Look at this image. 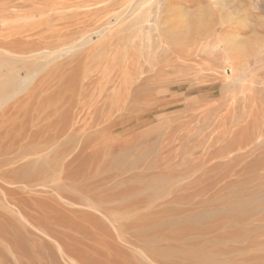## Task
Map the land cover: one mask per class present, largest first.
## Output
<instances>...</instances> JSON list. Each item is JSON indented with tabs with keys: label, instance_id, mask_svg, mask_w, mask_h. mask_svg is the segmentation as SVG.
Instances as JSON below:
<instances>
[{
	"label": "rangeland",
	"instance_id": "374dc122",
	"mask_svg": "<svg viewBox=\"0 0 264 264\" xmlns=\"http://www.w3.org/2000/svg\"><path fill=\"white\" fill-rule=\"evenodd\" d=\"M139 1L0 0L2 81L5 61L15 58L8 46L23 37L25 30L34 33L43 24L46 28L53 26L52 30L60 34L39 47L46 62L56 60L66 48H82L84 39L95 32L109 31L98 44L83 49L81 59L72 54L63 57L69 61V76L76 69L86 72V77L89 71L91 77L95 76L88 91L72 95L71 88L66 92L70 100L76 97L80 103L73 111L82 109L77 118L86 117L85 123L80 119L82 123L78 122L74 129L82 130H75L66 142L62 138L54 142L56 127L49 128L51 133L47 131L44 137L49 143L44 139L38 143L40 148H53L36 163H46L43 171L40 166L27 168V161L38 157L33 152L17 161L20 163L15 170L25 182L23 185L28 187L32 182L24 193L41 191L42 194L34 193L38 196L34 203L45 205L46 200L39 196H44L46 190L50 193L44 199L49 197L58 203L57 196L63 191L64 198L70 196L83 204L68 209L87 211L101 220L102 228L93 231L83 223L76 225L71 217L72 221L57 219L55 211L47 206L48 212H53V216L48 213L52 221L57 223L55 232L67 239L56 237L61 242L71 238L75 241L69 242L74 244L69 245L73 247L70 253L88 250L75 255V259L80 258L78 264H114L105 259L116 254L117 249L122 264H264V0H144L138 4ZM136 5L141 23L130 30L117 29L116 19H124ZM131 17L134 15L129 13L126 20ZM6 20L12 21L11 26ZM131 62L135 70L125 79L126 66ZM60 63L55 61L44 73L33 76L30 86L34 87ZM139 65L145 73L141 74ZM140 79H147L146 84L131 91L128 82L139 83ZM123 80L128 85L121 84ZM118 85V91L108 98L112 103L105 104L110 91ZM100 100L104 103L99 104ZM94 103L98 104L96 109ZM13 104H6L0 94L3 150L10 147L1 143L7 116L13 123H21L27 112L21 115L20 110H13ZM84 110L87 112L82 113ZM109 112L118 117L111 125L114 136L102 139V150L95 156L83 152V157L76 159L86 134L96 135L105 129L102 121ZM66 143L71 144L72 152L59 156ZM40 148H34V152L40 154ZM6 154H1L0 164L10 168L14 153ZM86 190L95 193L94 198H82ZM92 198L98 210L109 214L117 230L94 210ZM41 204H35L40 207L39 220L46 216L40 211ZM118 232L121 236H117ZM50 244L52 251L58 252H53V257L59 258L60 264H73L59 256L57 244ZM36 255V264L57 262L53 257L51 262L42 260V253Z\"/></svg>",
	"mask_w": 264,
	"mask_h": 264
},
{
	"label": "bare ground",
	"instance_id": "6f19581e",
	"mask_svg": "<svg viewBox=\"0 0 264 264\" xmlns=\"http://www.w3.org/2000/svg\"><path fill=\"white\" fill-rule=\"evenodd\" d=\"M143 1L144 0H140L138 4L145 3ZM79 7H82V5L81 6L79 5ZM137 7L138 6L136 5L133 9H130L131 11L129 10L130 12H128V15H129V13L130 14L132 13L134 15L133 18L131 17L132 19H130V21L126 20V19H128V15L125 16L124 19H122L120 17H118L116 19L117 29H123L124 27H127L128 30H130L133 28L134 25H139L141 23L140 18H139V14L136 13L138 11ZM83 8H84V6H83ZM76 9H78V7ZM80 14H79V18L81 17V15L83 13L81 15ZM84 14H86V12ZM87 14H88V12H87ZM93 14H95V13H93ZM135 14H137V15H135ZM83 16H85V15H83ZM86 18L89 19L88 15L86 16ZM80 19H83V17ZM88 21H86V23H88ZM5 23L7 25L11 26L12 21L6 20ZM0 24H1V21H0ZM83 24H85V22ZM41 25L40 26L36 25L38 28H36V27L35 28L38 31H36L34 33L29 34V32H31V30L23 31L21 34H22V36L23 35L24 36L20 37L19 39H15L13 41V43L8 46L9 51L11 50L12 52H14L13 56H15V58L11 59L9 57L10 60L5 61L7 63V65H5L6 71L3 73V81H2V79L0 80V81H2L0 83V94L2 95L3 100L6 102V104L10 103V102H12V103L14 102L13 107L12 106L11 107L15 111L20 110L21 115L23 114L22 113L23 111H27L28 113L35 111V114H33V115L32 114L29 115L26 112L25 116L23 117V120L21 119L22 120L21 123H13L12 121H14V120L10 119L8 116H7L6 120H5V118H3L5 120L4 121L5 122V124H4L5 125L4 126L5 132L3 131L4 135H1L4 138V140L1 139L2 140L1 143H3L4 146L7 144H10L9 145L10 147L6 148L5 150H3L5 148V147H3V149L2 148L0 149V152H2V150L4 152H7V154H8V152L9 153L13 152L14 156L10 160L11 161L10 163H12L10 168H7L8 164H4V165H3V163L0 164V264H36V260H35L34 256L37 254V252L42 253V256H43L42 257L43 259L41 258L42 260L51 259L50 260V262H51L52 257L54 255L53 254L54 251H52L51 244H50L52 242L57 244L59 251H60V254H61L59 256H62L61 258H63L64 261L68 260V261L73 262V264L79 263L78 261L80 258L75 259V257H76L75 255H78L79 253L77 252L78 254H76V253L72 254V252L70 253V251H69V249L71 248V247L69 248V245H70L69 242L75 243L74 239L71 238V241L61 242L62 240L58 239L59 237H56V236H61V235L56 233L54 230L56 228V227H54V225L55 224L57 225V223L53 222L51 219V215L48 214V213H51L53 216V212H51V210L55 211L54 217L57 216V219H69L70 221L73 220L75 222V224L79 225V226H80V224L82 225V223H83L86 226L87 225L90 226L93 229V231L102 228L101 220L98 217H96L95 215L88 213L87 211L80 210V209H74V210L68 209L67 208L68 206H69V208L70 207L79 208V207H83V204L81 203V201H79V203H77L75 201L76 199L70 198V196H66L69 198H66V197L64 198L62 194L65 192H63V191H61L62 196L60 194H58L59 196H57L58 199L60 198V201H59L60 203H58V201H56V200L48 199L49 197L47 199H44L45 194L50 193L46 189H45L46 192H45L44 196H41V197L39 196L40 200L41 199L46 200V201H43V202H45L46 207H44L45 205H42L41 202L34 203V201L37 200V198H36V197H38L37 195L40 194L41 191L39 192L37 190V192H39V193H37L35 191L32 193V191H30L31 194H33L34 196H35L34 193H37V195L35 197L31 194H29V195L25 194L24 191L29 189V186L32 182H30V184H29L27 181L29 186L25 187L23 185V183H25V182L23 181V183H22V180H21L22 177L20 178L18 171L15 170L16 165L18 163H20L17 161L25 159V157H27V155H29L32 152H33L32 155L34 157H35V155H37L38 157L35 159H31V160L27 161V165H26L27 168L33 169V168H37L38 166H40L42 168V171L44 170V167H46L45 166L46 163H41V165H38L36 163L40 162L41 160H43V158L48 156V154L51 153L53 148L44 145L45 148L41 146V148H42L41 149L38 146L39 145L38 143H40L42 141V139H44V137L48 134L47 131H49L51 133L49 128H52V126L56 127V130H57L56 133H54V136L52 137L54 142L59 141L60 138H62V140L66 142V141H68L67 139L70 138V135H72V136L75 135V130L76 131L80 130L81 125L79 126L80 127L79 129H74V127H76V125L79 124L78 122H80V119H81L78 117L79 118V121H78V118H77V116L80 115L81 110H82L81 109L80 111L79 110L77 111L78 105L80 103L78 104L76 97H73L70 100V96L66 95L67 94L66 92L68 89H71V88L74 92V94H72V95H78L79 94L78 92L80 90L85 91V92L88 91V89H90V85L93 84L91 82V80L95 76L91 77V75H90L91 71H89V72H87V77H86L85 76L86 72H83V74H82L77 69L75 70V73L72 76H69V73H67L68 68H69V61L67 59H64L63 57L64 56L68 57L70 54H72L73 58L74 57L80 58V56L83 53V51H82L83 49L92 46V44H95V43L98 44L100 39H103V37H106L107 33L109 32V31L108 32L106 31V30H108V28L102 32H95V33L87 36L84 39L85 44L82 46V48L81 47L77 48L74 46L71 48H66L65 50L61 51V53L57 56L56 60L51 61V62H46L44 60V58H45L44 53L38 51V49L43 43H47L48 41H50L52 39H57L58 36H60V34H58L57 31L52 30L54 28L53 26L51 29V26H49L50 28L49 27L46 28L43 24H41ZM78 25H80V24H78ZM40 27H45V28L39 29ZM61 27H63V26H61ZM59 30H60V28H59ZM64 31L66 32V29ZM64 31H62V32H64ZM62 32H61V35H62ZM25 33H27V35H25ZM21 34H20V36H21ZM104 43L102 45H104ZM102 45L100 44V48H102ZM10 54L12 55L13 53H10ZM81 58H82V56H81ZM60 60H61V63L55 69H51L50 71H47L46 74H44L45 76H43L42 79L38 80V82L35 83L34 87L32 86L33 88L30 86L31 85L30 81L34 80L33 76L38 77V75L45 72V70L50 66L51 63H53L55 61H60ZM80 62H81V60H80ZM79 65H81V64L79 63ZM77 67H80V66H77ZM133 70H135V64L131 62V64H128L126 66L127 74H125V79L127 76H130L129 72H131ZM138 70H142L141 65H139ZM160 70H162V69H160ZM143 72H144V68H143L141 74H143ZM99 73L100 72H98L96 75H98ZM103 74H104V72H103ZM84 76L86 77L85 81H83ZM124 80L121 84L124 83L123 85L125 86L127 84V82ZM146 80L147 79H145V80L140 79L139 83L138 82L134 83L133 80H131L130 82H128L129 85L128 84L127 85H128V87L131 88V91L135 92V91H138V89L146 82ZM120 85H118L117 89H112V90L110 89L111 91H110V94L106 98L107 100L110 96H113L118 91V88H120ZM109 88H111V87H108V90H109ZM108 93H109V91H108ZM105 95H107V93H105ZM18 96H23V97L20 99L19 98L16 99ZM96 97L99 99V96H96ZM94 99H96V98H94ZM98 99H96V100H98ZM141 100H142V98H141ZM101 101L102 100L99 101V104ZM111 101H112L111 99H109L108 101L104 100L105 104L110 103ZM68 103L70 105H68ZM83 103H85V102H83ZM83 103H81L82 104L81 108H84ZM66 104H67V107H64V105H66ZM90 105L91 104L89 103V106H88L89 108H90ZM96 105H98V104H95V103H94V105L92 104L94 109H96V107H95ZM69 106L73 107V109L68 108ZM102 107H104V105ZM64 108H68V109H64ZM75 108H77L76 112L73 111V110H75ZM117 108H119V107H117ZM86 109H87V111L89 110L87 107H86ZM99 109H101V107ZM104 109H105V107H104ZM7 110H8V108H7ZM7 110H6V112H8ZM91 110H92V108H91ZM119 110H122V109H119ZM87 111L84 110L82 113L87 112ZM115 111L117 112V110H115ZM90 112H92V111H90ZM99 112H100V110H99ZM15 114H16V112H15ZM107 114H109L107 117L104 116V119L106 117V120L104 122L102 121V124H105V127H104L105 129L96 135L86 134V137H84V139L81 142V147L78 150V155L75 157L76 159L80 158L81 155L83 154V152L87 153V155L88 154L94 155L95 153H98V151H100V149H101L100 142L101 141L103 142L102 139L114 136L115 131L113 130V126H111V125L115 122V120L118 117L116 118V116H113L112 112H109ZM3 116H5V113L3 114ZM18 116H20V115H18ZM20 117H22V116H20ZM13 118H15V117H13ZM17 118H19V117H17ZM76 118H77V120H76ZM85 118H83V116H82V119H83V120L81 119L82 122L85 120ZM16 120H18V119H16ZM122 120H126V117L123 116ZM82 122H80V123H82ZM83 123H85V121ZM96 124H98V122ZM2 125H3V123L1 124V128H2ZM82 126H83V124H82ZM81 130H82V128H81ZM49 135H51V134H49ZM52 138L50 137V139H52ZM46 139L49 141L48 138H46ZM46 139H44L43 141L45 142ZM47 140H46V143L48 142ZM34 144H36V145H34ZM34 148H36L37 151L40 148L41 149L40 150L41 152H39L40 154H36L37 152L36 153L34 152ZM4 152H2V153H4ZM69 152H72V147H71V144L69 145L68 143H66L65 149H63L60 152L59 156H61V154H62V156L66 157L69 155ZM2 153H0V156ZM7 154H6V156H7ZM11 155L12 154H10V157H11ZM4 156H5V154H4ZM64 157H62V158H64ZM82 157H83V155H82ZM92 157H89V158H92ZM1 160L2 159H0V161ZM10 163H9V165H10ZM60 163H62V162L60 161ZM68 166H70V163H68ZM42 171H41V173H42ZM41 173L38 172V175L39 174L42 175ZM29 180H31V179H29ZM31 186H33V184ZM32 188H34V186ZM42 189H44V188H42ZM91 190H94V189L92 188ZM30 192L28 191V193H30ZM47 192H49V193H47ZM41 194H42V192H41ZM86 194L87 195L83 196L82 198L86 199L90 196H93V198H94V196H95V193H91V192L87 193V190H86ZM64 196H65V194H64ZM93 198L91 201H92L94 210L99 212L100 214H102L104 216V218L109 220V222L113 225L114 229H116L114 222L109 217V214L105 213V215H104L103 212H101L100 210H98L96 208ZM61 200H63V201L65 200L64 203H62ZM35 204H38V205L41 204V206H43V208L41 207L42 210L40 209V211H43L44 213H46V216L44 219L41 218V220H39L40 218L38 217V210H37V207H39V206H37ZM47 206H49L48 208L51 209L50 212H48L49 209L47 208ZM70 217H71V219L72 218L73 219L71 220ZM59 222L61 223V221H59ZM66 223H70V222H66ZM71 223H73V222H71ZM62 226H64V225H62ZM65 226H68V224ZM72 226L75 227L74 224H72ZM82 227L84 228L85 226H82ZM61 228H63V227H61ZM66 229H67V227H66ZM117 236H121V233L118 232ZM61 237H63L62 238L63 240L67 239L66 236L62 235ZM65 237H66V239H64ZM75 240H77V239H75ZM78 241H80V240H78ZM82 241L83 240H81V242ZM83 243L85 244V242H83ZM254 243H256V242H254ZM73 245H70V246H73ZM75 245L78 246V242ZM82 246H86V245H82ZM58 248H57V250H58ZM86 248L87 247H85V249ZM116 249H117V247H116ZM74 251H75V249H74ZM82 251H83V253H86L88 250H86V252H85L83 249ZM82 251H81V253H82ZM116 251L118 254L116 253L113 255L112 254L108 255V257H107V259H105V261L108 260L107 262H110V263L114 262V264H122L120 262L121 258L119 259L120 253H119L118 249ZM54 253H58V252H54ZM81 253L79 255H81ZM39 254H37L36 256H38ZM85 255H87V254H85ZM97 255H95V256H97ZM55 256H56V254H55ZM57 256H58V254H57ZM121 257H123V256H121ZM54 258L55 257H53V260H54ZM85 258H87V256H85ZM95 258H97V257H94V259ZM104 258H105V256H104ZM55 259L57 260V258H55ZM74 259L76 261H74ZM81 259H84V257H82ZM90 259H88V260H90ZM58 260H59V258H58ZM58 260H57V262H58ZM88 260H86V262ZM95 260H97V259H95ZM122 261H124V260H122ZM258 261H260V260H258ZM54 262H56V261H54ZM126 262H128V261H126ZM37 263H38V261H37ZM40 263H41V261H40ZM44 263H45V261H44ZM95 263L97 264L98 261H96ZM58 264H60V262H58ZM124 264H125V262H124ZM160 264H164V263L161 262Z\"/></svg>",
	"mask_w": 264,
	"mask_h": 264
},
{
	"label": "built area",
	"instance_id": "2783aa9c",
	"mask_svg": "<svg viewBox=\"0 0 264 264\" xmlns=\"http://www.w3.org/2000/svg\"><path fill=\"white\" fill-rule=\"evenodd\" d=\"M0 30H1V24H0Z\"/></svg>",
	"mask_w": 264,
	"mask_h": 264
}]
</instances>
